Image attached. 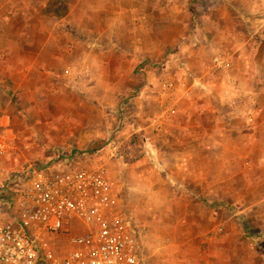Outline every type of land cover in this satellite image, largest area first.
I'll return each mask as SVG.
<instances>
[{"label":"rangeland","instance_id":"obj_1","mask_svg":"<svg viewBox=\"0 0 264 264\" xmlns=\"http://www.w3.org/2000/svg\"><path fill=\"white\" fill-rule=\"evenodd\" d=\"M49 1L31 0L33 19ZM57 1L111 44L73 62L97 75L63 77L32 108L1 87L0 216L30 165H104L143 264H264V0ZM8 10L0 37L20 36ZM244 88L254 110L232 103Z\"/></svg>","mask_w":264,"mask_h":264},{"label":"built area","instance_id":"obj_2","mask_svg":"<svg viewBox=\"0 0 264 264\" xmlns=\"http://www.w3.org/2000/svg\"><path fill=\"white\" fill-rule=\"evenodd\" d=\"M16 179L13 212L0 216V264H143L140 231L117 209L106 166L59 159Z\"/></svg>","mask_w":264,"mask_h":264},{"label":"crops","instance_id":"obj_3","mask_svg":"<svg viewBox=\"0 0 264 264\" xmlns=\"http://www.w3.org/2000/svg\"><path fill=\"white\" fill-rule=\"evenodd\" d=\"M1 5H5L9 9L8 21L3 23L4 27L18 28L20 26L22 32L20 36L17 34L0 37V91L1 87L13 91L22 102H30L32 108V94L46 92L44 87H50V90L54 89L59 84H63V77L77 78V81H83L85 78L98 74L94 70L80 68L73 62H77L78 58L80 60L85 58L89 61L95 60V55L105 54L104 51L99 50V45L109 46L111 41L107 43L106 39L102 41L101 32H89L83 27L82 22L72 21L73 10L62 17L48 15L42 12L46 5V3H42L38 10L36 8L35 19H33L31 0H0ZM77 12L81 13L80 10ZM74 29L86 31L88 38L86 40L74 38L75 42L72 41L70 32ZM75 55L76 58H72ZM233 55L234 57L243 56L242 51L234 52ZM248 75L247 77H251V74ZM251 80L250 85L248 84L250 82L247 83V86L244 82L243 86L248 87L247 89L256 86L257 81L254 83L253 76ZM95 86L96 84H92L90 87L86 86L85 91L88 92L91 87L95 89ZM245 88L242 91L245 95V102L241 103L238 98L234 97L231 98L232 103L234 106L236 105L235 108L250 106L254 110L255 104L260 99V92L255 94V91L245 90ZM97 91H99V87ZM248 110L250 109L248 108Z\"/></svg>","mask_w":264,"mask_h":264},{"label":"trees","instance_id":"obj_4","mask_svg":"<svg viewBox=\"0 0 264 264\" xmlns=\"http://www.w3.org/2000/svg\"><path fill=\"white\" fill-rule=\"evenodd\" d=\"M59 1L57 0H51L49 1V3H47L45 5V7L42 9V12L48 15H53V16H57V17H62L65 15V13L67 12V10H56L54 9L55 4H58Z\"/></svg>","mask_w":264,"mask_h":264}]
</instances>
